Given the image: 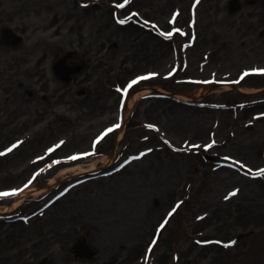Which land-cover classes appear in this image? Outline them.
Listing matches in <instances>:
<instances>
[{
    "label": "rangeland",
    "instance_id": "1",
    "mask_svg": "<svg viewBox=\"0 0 264 264\" xmlns=\"http://www.w3.org/2000/svg\"><path fill=\"white\" fill-rule=\"evenodd\" d=\"M120 4L0 0V264H264V0Z\"/></svg>",
    "mask_w": 264,
    "mask_h": 264
},
{
    "label": "snow or ice",
    "instance_id": "2",
    "mask_svg": "<svg viewBox=\"0 0 264 264\" xmlns=\"http://www.w3.org/2000/svg\"><path fill=\"white\" fill-rule=\"evenodd\" d=\"M128 3H130V0H124V4H120V5H118V7L123 8V7L125 6V4H128ZM197 3H199V0H197ZM176 15H178V13H177V14H174V16H173V20H172L171 22H175ZM125 22H126V21H124V20H120V21H119V23H121V24H124ZM175 31H176V32H179L180 29H176ZM163 35H165L166 37H171V36H172V32L163 33ZM250 74L264 75V68H260V69H252L251 71H245V72H243V73L241 74V76H240V80H243L245 77H247V76L250 75ZM152 75H155V74H152ZM149 78H150L149 76H140V77L137 78V80H146V79H149ZM137 80L132 81V84L137 83ZM235 82H239V81H235ZM129 87H131V85H129ZM116 127H119V125H116ZM150 127H151V126H150ZM111 131H113L112 128L107 129V131H106L105 133H103L102 136L99 137L98 140H97L96 142H94L93 147H95V144H96V143H99V140H100V139H103V137L106 136V135L108 134V132H111ZM63 143H64L63 141L60 142V144H63ZM213 143H214V142H213ZM60 144H57V145L55 146V148H59V147H60ZM17 147H18V144H13L10 148L7 149V152H11L13 149H15V148H17ZM207 147H208V148H211V147H212V144L207 145ZM54 150H55L54 148H50V149H48L49 152H52V151H54ZM4 154H5V153L0 152V155H4ZM84 155H87V154H84ZM142 155H143V153H142ZM78 158H79L78 156H71V157H69V159H71V160H76V159H78ZM38 159H42V158H38ZM54 163H58V162H54ZM49 167H50V166H49ZM41 171H43V169H41ZM255 175H256V176H260V177H264V169H259V170L255 173ZM25 187H27V185H25ZM17 194H18V193H17V191H15V190L12 191V192H0V197H3V196H9V195H17ZM229 195H230V196H235V195H237V191H233V192L229 193ZM225 198L227 199L228 197H225ZM177 207H179V205H177ZM175 210H176V209L174 208V209L172 210V212L169 213V216H171V215L173 214V212H175ZM164 223L166 224V223H167V220H165ZM160 227L163 228V227H164V224H161ZM154 243H155V241H154ZM233 243H235V242L233 241ZM225 246H228V245H225Z\"/></svg>",
    "mask_w": 264,
    "mask_h": 264
},
{
    "label": "bare ground",
    "instance_id": "3",
    "mask_svg": "<svg viewBox=\"0 0 264 264\" xmlns=\"http://www.w3.org/2000/svg\"><path fill=\"white\" fill-rule=\"evenodd\" d=\"M108 158V157H107ZM108 161H111V156L108 158ZM56 179L54 178L53 180L50 181V185L51 184H55ZM47 186H43L41 188H37V187H28L23 189L19 195H17L10 203H4V204H0V212H8L9 209L12 206H16L23 197L25 196H38L40 193H42L43 191H45Z\"/></svg>",
    "mask_w": 264,
    "mask_h": 264
},
{
    "label": "water",
    "instance_id": "4",
    "mask_svg": "<svg viewBox=\"0 0 264 264\" xmlns=\"http://www.w3.org/2000/svg\"><path fill=\"white\" fill-rule=\"evenodd\" d=\"M74 250L77 254L91 257L94 251L86 244L85 239L81 238L74 244Z\"/></svg>",
    "mask_w": 264,
    "mask_h": 264
}]
</instances>
